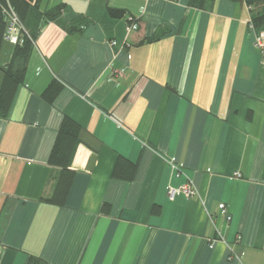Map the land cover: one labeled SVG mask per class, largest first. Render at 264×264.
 <instances>
[{
  "label": "crops",
  "instance_id": "0c3cea01",
  "mask_svg": "<svg viewBox=\"0 0 264 264\" xmlns=\"http://www.w3.org/2000/svg\"><path fill=\"white\" fill-rule=\"evenodd\" d=\"M188 3L37 0L64 6L0 116V264H264V58L245 3ZM108 6L138 29L127 34ZM79 16L88 23L67 32ZM13 49L2 41L0 84ZM53 80L62 89L49 104ZM64 116L81 133L55 206L42 198ZM120 155L138 165L132 182L112 178ZM187 179L196 196L170 200Z\"/></svg>",
  "mask_w": 264,
  "mask_h": 264
},
{
  "label": "trees",
  "instance_id": "16d2710c",
  "mask_svg": "<svg viewBox=\"0 0 264 264\" xmlns=\"http://www.w3.org/2000/svg\"><path fill=\"white\" fill-rule=\"evenodd\" d=\"M176 1V0H173ZM214 0H189V7L195 9H205ZM234 2L245 3L250 10V24L256 32H264V0H232ZM9 3L16 11L23 26L21 44H13L14 49L10 62L5 68H2V81L0 84V116L6 117L13 100L16 89L23 83L26 72V64L30 57L34 43L47 22H53L62 12V4L56 5L46 10H40L37 0H0V48L4 40L6 30V21L1 7ZM107 14L111 18H126L128 24L137 23V18L128 15L124 9L116 7H107ZM88 23L86 17H77L69 26L64 29L67 32L79 31L81 26ZM155 38L148 39L149 42ZM62 85L53 80L48 84L41 94L42 99L51 104L58 96ZM81 127L67 116L62 121L57 130L55 141L49 153L47 163L57 168L56 175L50 178V193L42 198L45 203L62 206L66 203L70 191L75 171L71 168L72 160L76 148L80 142ZM138 165L119 156L115 162L112 171V178L125 182H132L136 177ZM108 208V205L102 206V211ZM107 211V210H106ZM39 259L30 257L28 264H36Z\"/></svg>",
  "mask_w": 264,
  "mask_h": 264
},
{
  "label": "built area",
  "instance_id": "2783aa9c",
  "mask_svg": "<svg viewBox=\"0 0 264 264\" xmlns=\"http://www.w3.org/2000/svg\"><path fill=\"white\" fill-rule=\"evenodd\" d=\"M1 10L6 21V30L4 33V39L12 44H18V43L21 44L23 42V39L21 37L23 26L20 22V19L16 11L12 8V6L8 2L1 7ZM250 28L254 31V46L261 51L262 56L264 58V32H256L251 24H250ZM137 29H138V25L136 23H130V24L127 23L126 26L127 34L136 31ZM112 44L115 45L116 42L113 41ZM168 163L174 170L179 171V167L176 165L175 159H170ZM235 176L240 177L241 175L240 173H235ZM179 194L184 195L186 198H192L196 196L197 190L190 179H187V181L184 184L180 185L179 187L168 188L167 195L170 200H173ZM219 208L222 211V213L225 214L226 219L230 220V216L226 214L225 205L220 204Z\"/></svg>",
  "mask_w": 264,
  "mask_h": 264
}]
</instances>
